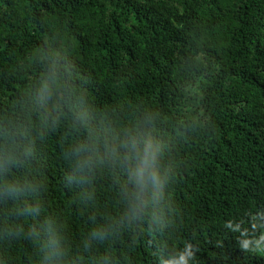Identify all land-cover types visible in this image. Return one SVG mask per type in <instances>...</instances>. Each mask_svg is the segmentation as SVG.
<instances>
[{
  "label": "trees",
  "instance_id": "16d2710c",
  "mask_svg": "<svg viewBox=\"0 0 264 264\" xmlns=\"http://www.w3.org/2000/svg\"><path fill=\"white\" fill-rule=\"evenodd\" d=\"M57 26L75 41L78 67L92 78L86 86L103 107L91 106L93 127L118 131L132 115L118 107L122 100L172 114L187 110V119L168 117L159 126L178 170L186 171L176 190L181 205L160 220L157 247L166 243L171 251L192 240L199 264H264V256L237 244L240 237L249 249L264 245V0H0V117L13 106L22 110L39 68L29 53L40 42L43 51H63ZM59 153L53 136L44 198L75 243L87 215L78 209L79 192L61 183L66 166ZM95 198L100 212H114L106 181L96 185ZM149 231L146 224L140 247L127 232L113 240L119 264H154ZM33 255L23 242L0 243V264H28Z\"/></svg>",
  "mask_w": 264,
  "mask_h": 264
},
{
  "label": "clouds",
  "instance_id": "9594fccd",
  "mask_svg": "<svg viewBox=\"0 0 264 264\" xmlns=\"http://www.w3.org/2000/svg\"><path fill=\"white\" fill-rule=\"evenodd\" d=\"M57 31L63 51H43L40 42L29 53L26 58L39 68L25 89L22 110L13 106L11 114L0 117V243L23 242L31 248L28 264H119L120 257L110 251L113 240L127 232L129 242L140 247L147 224L154 264H199L200 249L192 240L173 245L171 251L166 243L163 248L156 244L163 215L181 205L176 190L186 171L178 170L159 126L168 117L187 119V110L172 114L153 103L122 100L118 107L127 106L132 115L118 131L93 127L91 106L103 107L86 86L92 78L78 67L75 41L62 27ZM201 62L207 63L204 58ZM215 132L214 127L212 137ZM53 136L66 166L61 183L79 192L78 209L87 215V230L75 243L67 221L49 211L44 198L46 145ZM100 181L112 189L114 212L99 211L95 192ZM234 221L225 220L223 227L228 230ZM160 236L165 233L160 231ZM237 244L244 253L264 256V245L249 249L240 237ZM94 249L96 255H89Z\"/></svg>",
  "mask_w": 264,
  "mask_h": 264
}]
</instances>
